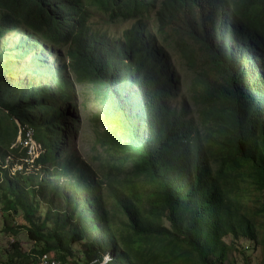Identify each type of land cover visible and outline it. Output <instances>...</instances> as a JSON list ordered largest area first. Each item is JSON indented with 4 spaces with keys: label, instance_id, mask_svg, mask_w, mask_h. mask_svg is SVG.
<instances>
[{
    "label": "trees",
    "instance_id": "1",
    "mask_svg": "<svg viewBox=\"0 0 264 264\" xmlns=\"http://www.w3.org/2000/svg\"><path fill=\"white\" fill-rule=\"evenodd\" d=\"M127 10L158 24L149 43L92 29L95 16L115 24ZM0 42L2 233L33 243H11L0 264L46 253L73 264L99 263L98 253L109 264H250L241 237L264 262V0H0ZM175 53L186 75L171 70ZM25 59L29 77L11 85ZM75 84L101 108L102 167L66 149ZM21 129L43 150L33 172L28 149L13 147ZM11 155L23 169L11 173Z\"/></svg>",
    "mask_w": 264,
    "mask_h": 264
},
{
    "label": "rangeland",
    "instance_id": "2",
    "mask_svg": "<svg viewBox=\"0 0 264 264\" xmlns=\"http://www.w3.org/2000/svg\"><path fill=\"white\" fill-rule=\"evenodd\" d=\"M91 24L94 29H98L102 31L103 33H106L109 37L115 40L121 39L123 36L124 30L130 25V24H124V25L105 24L100 18H97V16L91 21ZM16 41H17V38L14 40L13 43H17ZM57 56L65 57L64 51L59 49L57 52ZM47 60L49 62H54V58H51V57L48 58ZM169 60H170V65L172 66V69H174L176 76L177 75L182 76V74L184 73L185 75L187 74V71L183 65V62L177 54H171L169 56ZM26 67H27V60L25 59L24 64H22V66L18 65V67L15 68L11 72V74L6 76L7 80L9 79V77H11L13 81L11 85H15V84L19 85L20 81L22 80L24 81L29 77V75L26 74L25 72ZM19 71H20V75L18 76ZM14 75H17V76H14ZM42 82L44 83L45 80H42ZM74 89H75V96H76L74 108H76V111H77V115H76L77 121L75 123L74 120L68 119V123L69 125L75 124L77 127L76 128L77 131L75 133L73 130H71V128L69 129L67 128L69 132H68V141H67L68 143L66 145V149L69 150L70 153H73L76 157H79L82 161H85L88 164H91L93 167L95 168L102 167L104 165L103 158L105 157V154L102 152L100 146L97 147L95 145V135H96L95 130L100 129L101 124H102L101 119L99 117L101 108L99 104L95 102V100L93 99V96L91 95L90 89L87 85L75 84ZM50 94L53 97V101H55L54 91H51ZM181 98L182 97L179 94V98L177 102L180 103ZM175 99H173L172 101H174ZM177 102H173V103L175 104ZM32 117L36 118V114H34ZM40 117H42V115ZM61 121H64V120L62 119ZM16 123H17V126H20V123L18 121ZM30 131L31 133H29V136L31 139H33V142L28 141L29 144L27 142L25 143L24 141L22 142V137H21L22 132L19 131L17 135L16 143L14 144L13 147H17L21 145L22 149L24 148L28 149L27 153L30 156L29 162L27 160H23V162H26L27 164L26 171L33 172L32 171L33 166L29 165V163L35 160V158H37V156L40 153H42L43 150L41 149L39 144L34 141L33 136H34L35 131L33 129H30ZM63 131H64V128L62 127L59 128V148L61 149H63L62 148L63 147ZM22 149L19 150V154L22 153L23 151ZM98 155H99V158H97ZM19 159L20 157L17 155H11L9 158H7L8 165H10L11 162L14 163L13 167L11 168V173H14L15 170L23 169L22 164H17V161ZM103 169L107 170L106 168H103ZM38 170L39 168L35 169V171H38ZM43 175H44V172H43ZM65 180L66 179H63L61 182H64ZM1 209L2 208L0 205V261H5L6 257H3L4 252H5V249L8 248V246L11 243L15 241H19V243L23 246L24 250L26 251H29L33 247V243L28 240V238L24 235V233L19 235L17 238H13L11 235L2 233L4 226L7 225L8 223L4 221V216L6 215L1 211ZM15 222L17 224H25V222L22 220L20 216L16 217ZM234 241H235L234 244L236 245V248L239 249L238 251L249 248L247 250V256L250 257L251 259L250 264H264L262 257H261V250L259 248H257V251L254 249L250 250L253 244L250 245V243H248L244 237H241L240 239L234 240ZM228 242H233V240L230 238L228 239ZM76 249L80 250L81 245L77 244ZM106 250L107 252H110L108 249ZM237 252L234 255H236ZM107 255H109V259H111L110 254H107ZM101 256L103 255L98 253L96 255V259L101 260ZM83 257L84 255L82 254H79V253L76 254L77 259L82 260ZM91 259L92 258L89 256V260ZM89 264H94V263L89 262ZM98 264H100V262ZM227 264H230V263H227Z\"/></svg>",
    "mask_w": 264,
    "mask_h": 264
},
{
    "label": "clouds",
    "instance_id": "3",
    "mask_svg": "<svg viewBox=\"0 0 264 264\" xmlns=\"http://www.w3.org/2000/svg\"><path fill=\"white\" fill-rule=\"evenodd\" d=\"M124 24H130V25L124 30V33L121 39L119 40L114 39V41L117 43L124 44L127 42L129 37H133L137 40L139 45H145L149 43L151 39L154 38L153 35H155V28L158 27V24L152 19V16H150V13L143 12V11H134V10L125 11L123 17L119 18L117 23L109 24V25H124ZM91 27H92V24H91ZM92 29L94 31H100L98 29H94L93 27ZM199 29H201L198 32L199 34L204 32L203 28H199ZM100 32L103 33L102 31ZM103 34L107 35L106 33H103ZM171 70L174 71V69H171ZM22 131L23 129L20 130V132ZM29 133H31V131L28 129L27 138L24 141L25 143L28 142L29 139L33 142V139L30 138ZM106 259L108 260V264H109L110 259H109V255L107 254H104L102 256V260L100 264L103 263ZM93 263L98 264L96 261H94Z\"/></svg>",
    "mask_w": 264,
    "mask_h": 264
},
{
    "label": "built area",
    "instance_id": "4",
    "mask_svg": "<svg viewBox=\"0 0 264 264\" xmlns=\"http://www.w3.org/2000/svg\"><path fill=\"white\" fill-rule=\"evenodd\" d=\"M29 141L31 140L29 139ZM38 264H73V263L70 260H61L57 258L54 254L46 253L40 256L38 260ZM102 264H108V260H105Z\"/></svg>",
    "mask_w": 264,
    "mask_h": 264
}]
</instances>
